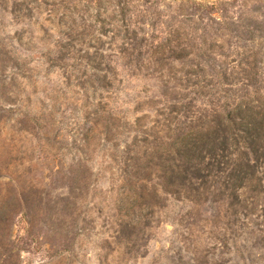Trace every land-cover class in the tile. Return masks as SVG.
<instances>
[{"label": "rangeland", "instance_id": "1", "mask_svg": "<svg viewBox=\"0 0 264 264\" xmlns=\"http://www.w3.org/2000/svg\"><path fill=\"white\" fill-rule=\"evenodd\" d=\"M93 8L71 38L47 6L0 12V264H264L262 166L258 192L215 186L148 210L141 198L136 227L118 193L137 117L143 131L172 104L264 105V0Z\"/></svg>", "mask_w": 264, "mask_h": 264}, {"label": "trees", "instance_id": "2", "mask_svg": "<svg viewBox=\"0 0 264 264\" xmlns=\"http://www.w3.org/2000/svg\"><path fill=\"white\" fill-rule=\"evenodd\" d=\"M97 1L102 0H0V12L13 21L29 20L33 12L47 6L48 23L63 28V35L71 38L80 27L77 21L87 18L90 23L83 28H92L91 22L100 16L93 8ZM87 38L91 42L96 37ZM250 102L210 112H198L190 103L163 106L143 131L138 130L145 117L135 119L134 129L141 137H134L125 148L118 191L120 197L130 193L122 205L126 209L122 215L131 218L129 224H138L130 212L141 198L148 210L166 198L192 202L215 186L230 193L248 187L259 191V167H264V105L256 104L257 99ZM149 184L151 190L146 193ZM121 227L126 228L123 221Z\"/></svg>", "mask_w": 264, "mask_h": 264}]
</instances>
